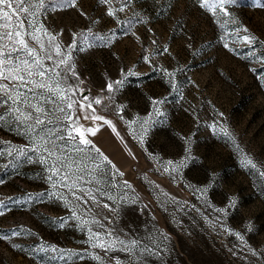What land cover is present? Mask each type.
I'll list each match as a JSON object with an SVG mask.
<instances>
[{"label": "rangeland", "instance_id": "obj_1", "mask_svg": "<svg viewBox=\"0 0 264 264\" xmlns=\"http://www.w3.org/2000/svg\"><path fill=\"white\" fill-rule=\"evenodd\" d=\"M109 7L119 0H77L37 19L71 55L76 107L81 93L102 99L93 107L116 128L76 113L84 128L99 127L88 138L116 166L114 199L84 205L53 188L24 127L6 118L0 264H264V7L237 0L214 16L195 0H131L115 18ZM96 234L136 241V251L118 242L102 251ZM145 247L160 254L139 255Z\"/></svg>", "mask_w": 264, "mask_h": 264}, {"label": "snow or ice", "instance_id": "obj_2", "mask_svg": "<svg viewBox=\"0 0 264 264\" xmlns=\"http://www.w3.org/2000/svg\"><path fill=\"white\" fill-rule=\"evenodd\" d=\"M99 2L102 5L113 4V0H99ZM195 2L202 9L212 12L214 16L217 11L228 16L230 14L225 11V7L235 4L237 0H195ZM258 3L264 7V0H258ZM130 4L131 0H119V7L115 9L109 7L107 15L115 18L117 12H124ZM76 6L77 0H0V110H2L0 123L5 122L6 118H11L24 127L34 145L31 151L39 157L40 163L48 166L53 188L65 189L73 200L84 205L91 201L99 206L97 194L110 200L114 199L108 189L115 187V184L107 177L110 174L112 177L116 175L111 171L116 166L88 138L95 136L99 127L84 128L80 124L81 116L76 113H81L85 120L102 122L113 132H116V128L110 120L98 115L93 107V105H101L102 99L88 98L81 93L79 108L76 107L77 101L71 98L75 92L68 84L69 79L78 78L71 63V55L62 52L61 46L56 42V36L40 25L37 19L45 11ZM216 18L219 20L218 16ZM37 33L47 38V45ZM242 39L247 44H252L256 40L254 36H244ZM29 41L35 42L39 51L31 47ZM73 46L75 45L69 47ZM224 47L232 51L227 42ZM261 62L264 63V57H261ZM121 83L118 80L115 81V86L107 84V92H114ZM84 101H87V104ZM153 103L159 102L153 101ZM86 110H90L91 114L89 115ZM143 123L147 124V121ZM221 131L224 136L230 135L226 128ZM17 151L23 156L28 150ZM11 154L10 151L9 155ZM246 163L253 168L256 167L250 159H246ZM164 170L168 171V168L165 167ZM261 175H264V172ZM125 185L131 187L127 182ZM52 195L67 199L62 193L58 195L54 192ZM103 207L108 208L109 205L104 204ZM3 214L0 212V215ZM5 238L0 236V239ZM239 238L243 239V237ZM90 239L97 241L93 243V247H99L105 252L111 251L112 244L117 242L123 245L121 250L127 252L129 256H132L137 248L136 241L129 244H125L124 241L105 244L99 242L102 238L98 234L91 236ZM145 252L160 254L159 251L153 252L152 249L145 247L139 255L142 256ZM96 259L101 260L99 256Z\"/></svg>", "mask_w": 264, "mask_h": 264}]
</instances>
